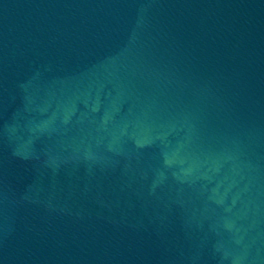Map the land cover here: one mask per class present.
<instances>
[{
  "label": "water",
  "instance_id": "water-1",
  "mask_svg": "<svg viewBox=\"0 0 264 264\" xmlns=\"http://www.w3.org/2000/svg\"><path fill=\"white\" fill-rule=\"evenodd\" d=\"M0 264H264V0H0Z\"/></svg>",
  "mask_w": 264,
  "mask_h": 264
}]
</instances>
